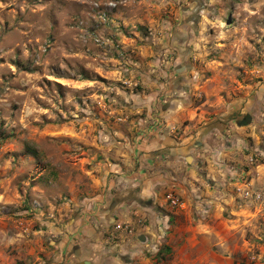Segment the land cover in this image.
<instances>
[{
    "label": "rangeland",
    "instance_id": "374dc122",
    "mask_svg": "<svg viewBox=\"0 0 264 264\" xmlns=\"http://www.w3.org/2000/svg\"><path fill=\"white\" fill-rule=\"evenodd\" d=\"M173 6L193 9L183 31L200 81L243 103L264 93V0H0V264L69 199L130 108L138 50L126 38L146 44ZM252 117L249 165L263 166L236 195L240 264H264V99Z\"/></svg>",
    "mask_w": 264,
    "mask_h": 264
},
{
    "label": "crops",
    "instance_id": "0c3cea01",
    "mask_svg": "<svg viewBox=\"0 0 264 264\" xmlns=\"http://www.w3.org/2000/svg\"><path fill=\"white\" fill-rule=\"evenodd\" d=\"M192 13L173 6L146 44L126 38L138 50L130 108L78 173L69 199L52 205L32 238L19 243L14 264H240L230 238L236 195L243 177L255 181L263 164L249 165L260 137L251 122H239L264 93L243 103L200 81L183 31ZM116 223L136 234L113 239ZM158 232L166 235L159 255L143 254L142 242Z\"/></svg>",
    "mask_w": 264,
    "mask_h": 264
},
{
    "label": "built area",
    "instance_id": "2783aa9c",
    "mask_svg": "<svg viewBox=\"0 0 264 264\" xmlns=\"http://www.w3.org/2000/svg\"><path fill=\"white\" fill-rule=\"evenodd\" d=\"M167 198L173 206L179 205V200L174 193L168 194ZM136 227L129 223H116L113 230V239H116V236L123 232L125 235H134L136 234ZM166 238L165 232H158L155 235H151L142 242L141 252L150 257L156 258L162 250V244Z\"/></svg>",
    "mask_w": 264,
    "mask_h": 264
},
{
    "label": "water",
    "instance_id": "95a60500",
    "mask_svg": "<svg viewBox=\"0 0 264 264\" xmlns=\"http://www.w3.org/2000/svg\"><path fill=\"white\" fill-rule=\"evenodd\" d=\"M252 121V116L250 114H246L244 115V117L240 120V125H246L249 122ZM142 240H144V238H141Z\"/></svg>",
    "mask_w": 264,
    "mask_h": 264
}]
</instances>
